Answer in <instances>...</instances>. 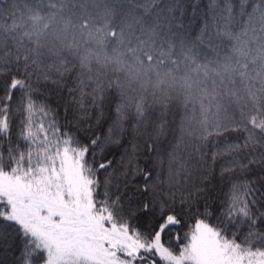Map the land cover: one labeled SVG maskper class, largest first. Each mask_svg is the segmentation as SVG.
Listing matches in <instances>:
<instances>
[{"label":"snow or ice","instance_id":"obj_1","mask_svg":"<svg viewBox=\"0 0 264 264\" xmlns=\"http://www.w3.org/2000/svg\"><path fill=\"white\" fill-rule=\"evenodd\" d=\"M0 264H264V0L0 3Z\"/></svg>","mask_w":264,"mask_h":264},{"label":"trees","instance_id":"obj_2","mask_svg":"<svg viewBox=\"0 0 264 264\" xmlns=\"http://www.w3.org/2000/svg\"><path fill=\"white\" fill-rule=\"evenodd\" d=\"M8 2H9V0H0V3L6 4ZM206 3H207V0H201L202 6L204 4H206ZM190 11L191 10L189 9V12ZM198 26H199V22L193 24L192 30L195 31ZM48 102L51 104L52 107H57V105L59 104V96L50 93L49 94V100H48ZM59 111H60L61 115L64 114L63 113V108H60ZM209 187L210 188L215 187V183L213 185H210ZM209 203H212V201L210 200ZM173 231L176 232V233H178L179 236H180V240L178 242H176L175 240L172 241L173 246L176 247L177 250H178V245L185 242L184 239H183V236H184V231H186V229L183 228V227H178V228L173 229Z\"/></svg>","mask_w":264,"mask_h":264}]
</instances>
